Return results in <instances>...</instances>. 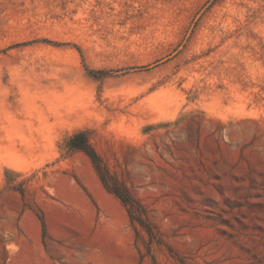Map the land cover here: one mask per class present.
I'll list each match as a JSON object with an SVG mask.
<instances>
[{
  "label": "rangeland",
  "instance_id": "374dc122",
  "mask_svg": "<svg viewBox=\"0 0 264 264\" xmlns=\"http://www.w3.org/2000/svg\"><path fill=\"white\" fill-rule=\"evenodd\" d=\"M0 264H264V0H0Z\"/></svg>",
  "mask_w": 264,
  "mask_h": 264
},
{
  "label": "trees",
  "instance_id": "16d2710c",
  "mask_svg": "<svg viewBox=\"0 0 264 264\" xmlns=\"http://www.w3.org/2000/svg\"><path fill=\"white\" fill-rule=\"evenodd\" d=\"M68 147L71 150H80L84 152L91 159L104 187L123 203L132 223L138 222L140 223V225L146 227L143 220H141L140 218H136L135 216L136 208L139 207L142 209V206L129 193V191L109 173L101 158L91 146L87 134L85 132H79L73 135L69 139ZM146 229L148 233L152 235L151 230L149 228Z\"/></svg>",
  "mask_w": 264,
  "mask_h": 264
}]
</instances>
